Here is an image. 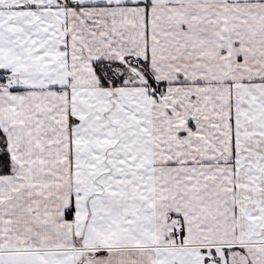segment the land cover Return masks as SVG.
<instances>
[{"label":"crops","instance_id":"crops-1","mask_svg":"<svg viewBox=\"0 0 264 264\" xmlns=\"http://www.w3.org/2000/svg\"><path fill=\"white\" fill-rule=\"evenodd\" d=\"M0 74V264H264V0H0Z\"/></svg>","mask_w":264,"mask_h":264},{"label":"trees","instance_id":"trees-1","mask_svg":"<svg viewBox=\"0 0 264 264\" xmlns=\"http://www.w3.org/2000/svg\"><path fill=\"white\" fill-rule=\"evenodd\" d=\"M96 70L97 73L100 75L101 79L103 80L102 82L104 84L110 82H113L114 85V81L117 80V77H114L113 74L111 73L113 70H115L116 68H121L123 71H118L116 69V71L114 72L115 74H118L121 72V74L119 75V79L122 77V75H127L128 74V70L125 67L124 64H119V63H108V64H103V63H97L96 65ZM3 76L4 74H0V85L2 84V80H3ZM3 139L2 134L0 133V140ZM0 170L2 173H7L9 171V159L7 157V155L0 154Z\"/></svg>","mask_w":264,"mask_h":264},{"label":"rangeland","instance_id":"rangeland-1","mask_svg":"<svg viewBox=\"0 0 264 264\" xmlns=\"http://www.w3.org/2000/svg\"><path fill=\"white\" fill-rule=\"evenodd\" d=\"M129 65H130V64H128V65L126 64V68H127V70H128L127 78H129V76L131 75V74H130V71L133 70L132 68H128ZM115 71H116V70H113V71L111 72V73L113 74V76H114V77H117V76L120 77L119 75L121 74V72L118 73V74H115V73H114Z\"/></svg>","mask_w":264,"mask_h":264},{"label":"built area","instance_id":"built-area-1","mask_svg":"<svg viewBox=\"0 0 264 264\" xmlns=\"http://www.w3.org/2000/svg\"><path fill=\"white\" fill-rule=\"evenodd\" d=\"M177 229L179 230V226L177 227Z\"/></svg>","mask_w":264,"mask_h":264}]
</instances>
